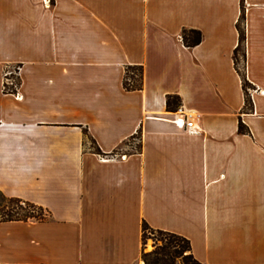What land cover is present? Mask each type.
I'll list each match as a JSON object with an SVG mask.
<instances>
[{
	"label": "crops",
	"instance_id": "obj_1",
	"mask_svg": "<svg viewBox=\"0 0 264 264\" xmlns=\"http://www.w3.org/2000/svg\"><path fill=\"white\" fill-rule=\"evenodd\" d=\"M0 192L50 214L0 223V264H144L143 223L202 264H264V0H0Z\"/></svg>",
	"mask_w": 264,
	"mask_h": 264
},
{
	"label": "trees",
	"instance_id": "obj_2",
	"mask_svg": "<svg viewBox=\"0 0 264 264\" xmlns=\"http://www.w3.org/2000/svg\"><path fill=\"white\" fill-rule=\"evenodd\" d=\"M54 4V0H50ZM239 33V42L234 50L233 60L235 68L242 79L243 91L245 94V106L243 113L249 114L253 112V102L250 96V91L253 86L248 82L246 77V31H245V15L244 7H242L241 17L237 23ZM183 43L186 47L192 48L199 45L202 41V35L196 30H185L182 35ZM131 71V75L128 74ZM143 70L142 68L129 67L125 72L124 88L126 91H137L142 88ZM14 85L17 88L20 85L19 79H14ZM14 86L5 87V91L10 94H15ZM181 107V99L178 96H169L166 102V108L169 112H175ZM238 131L241 134H249L248 128L240 119ZM85 135L86 132H85ZM90 139V138H88ZM92 147H94L93 140ZM95 148V147H94ZM97 154H101L98 149H95ZM49 212L41 206L31 202L19 199L6 197L0 192V223L14 221H37L45 222L49 220ZM147 232L156 234L157 243L154 249L146 251L145 235ZM142 253L141 260L144 264H202L193 255L191 243L188 239L169 232L153 230L146 223L142 225Z\"/></svg>",
	"mask_w": 264,
	"mask_h": 264
},
{
	"label": "built area",
	"instance_id": "obj_3",
	"mask_svg": "<svg viewBox=\"0 0 264 264\" xmlns=\"http://www.w3.org/2000/svg\"><path fill=\"white\" fill-rule=\"evenodd\" d=\"M10 75V73H7V77ZM14 86V88H17V86L14 85V83L10 82L7 78L5 80V87ZM173 123L180 129L190 133V134H196L199 129H197L193 122L189 121L187 119V116L183 114L182 110L179 108L178 112L175 116V119L173 120Z\"/></svg>",
	"mask_w": 264,
	"mask_h": 264
},
{
	"label": "rangeland",
	"instance_id": "obj_4",
	"mask_svg": "<svg viewBox=\"0 0 264 264\" xmlns=\"http://www.w3.org/2000/svg\"><path fill=\"white\" fill-rule=\"evenodd\" d=\"M128 74L131 75V71H128ZM9 76L10 75H8V77ZM8 77H7V79H8ZM10 82L14 83V81H10ZM156 240H157L156 234H152L151 232H147L146 233V235H145V247H146V251H151V250L154 249V246H156V244H158Z\"/></svg>",
	"mask_w": 264,
	"mask_h": 264
}]
</instances>
